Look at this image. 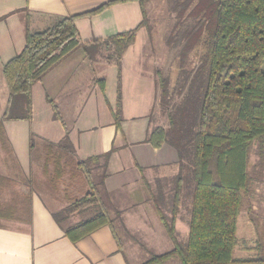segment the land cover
I'll use <instances>...</instances> for the list:
<instances>
[{"label":"trees","instance_id":"obj_1","mask_svg":"<svg viewBox=\"0 0 264 264\" xmlns=\"http://www.w3.org/2000/svg\"><path fill=\"white\" fill-rule=\"evenodd\" d=\"M119 1L124 0H107L81 13L57 16L41 29L31 30L29 15L25 16L24 46L2 65L8 98L0 116V149L8 157L16 160L3 121L30 120L32 85L78 48L90 64L101 56L116 65V100L110 111L116 129H120L121 58L135 41L139 27L149 28L145 8L149 0H136L141 10V20L136 26L103 38L81 41L75 24L77 17L93 15ZM167 3L175 21L166 44L178 48L176 93L181 97L174 103L168 76L158 72L159 104L167 115L168 125L152 127L145 141L154 147L166 143L177 155L178 170L170 189L169 214L163 210L162 186L153 192L144 176L142 179L173 245L138 264H162L172 258L177 260L176 264H264L259 241L254 246L242 245L243 250L253 254L234 253L238 244L237 216L243 199L252 192L248 161L254 145L260 159H264V0H167ZM197 46L201 47L198 62L190 65L189 54ZM96 82L103 90L104 78H97ZM48 101L55 118H60L55 104ZM33 143L34 135L30 134V149ZM43 147V170L50 176L53 187L65 171L75 177L82 175L89 186L83 195L52 212L64 234L76 242L104 225L114 231L104 186L110 152L77 160L67 132L58 143ZM94 168L101 169L100 176ZM9 181V177L0 174V187L7 188ZM183 195L190 199L188 231L186 240L179 241L175 222ZM9 197L0 202V210H4L0 215H8L12 208L19 207V196L10 193ZM89 208L94 209L90 215L66 223L73 213ZM116 214L119 216L120 211ZM249 216L253 218L251 213Z\"/></svg>","mask_w":264,"mask_h":264},{"label":"crops","instance_id":"obj_2","mask_svg":"<svg viewBox=\"0 0 264 264\" xmlns=\"http://www.w3.org/2000/svg\"><path fill=\"white\" fill-rule=\"evenodd\" d=\"M105 1L107 0H0V116L8 98V87L2 73V65L24 46L25 16L29 15L31 30L41 29L49 25L57 16L81 13ZM140 20L139 3L136 0H124L113 3L93 15L79 16L75 19V24L80 40L85 41L133 28ZM142 28L144 27H139L135 41L127 47L121 58L122 121L119 130L116 129L110 111V106L115 105L116 93L111 95L107 93L106 76L101 74V71H97L99 66L106 65L109 68L114 64L102 60L100 56L94 63L86 64V59L80 56L79 60L74 61L75 63L65 65L72 53L32 85L30 120L3 121L17 166L13 162L10 164L13 168V173L10 175L0 173L10 178L7 188L0 187V202L9 200L10 193H14L19 196V207L16 209L18 211L12 208L10 214L0 215V264H133L124 250L123 242L115 227L113 231L108 225L101 226L89 235L72 242L52 215L53 211L62 207L53 209L37 187L45 186V191H51L49 188L53 185L49 182L50 176L43 170L44 158L41 157L44 154L43 146L47 143H58L66 132L73 145L74 158L77 160L110 152L104 186L111 194L124 187H127L128 193L137 194L140 187L142 194L145 190L147 193L140 198L141 203L149 200L151 194L142 176L150 184L149 178L159 180L164 175V169L178 170L177 155L171 146L163 143L159 147H154L145 141L147 133L152 128L149 117L145 114L126 112L125 109L126 86L123 68L133 49L139 51L140 47H137ZM140 68L137 59L136 81L139 78ZM87 73L90 74L88 77H86ZM100 77L105 80L103 90L96 82ZM152 83L154 85V80ZM137 90L135 106L138 105L141 97V89ZM48 99L55 104L60 118H55L53 115V108ZM30 134L40 141L38 152L33 158L29 148ZM32 159L41 160V172L44 177L42 180L39 178H37L39 181L35 180ZM18 171L22 175L28 173L26 175L28 177L19 176ZM94 171L99 176L102 173L98 168H94ZM66 180L69 183L77 182L76 186L80 191L82 187L87 186L82 175L75 177L65 171L56 181L55 187ZM4 189L8 192L5 198L2 194L5 192ZM75 196L77 195H72L73 198ZM119 197L123 196L119 195ZM1 212L4 210L1 209L0 214ZM247 213L248 216L253 213L252 206L247 207ZM250 221L253 224L257 219L253 217ZM261 226L259 234H262L263 238L258 237L255 240L259 241L263 248L264 224ZM254 228L259 231L258 226ZM250 235H255V232L248 236ZM255 244L245 243L243 246ZM242 251L253 254L252 251ZM261 252L263 255V249Z\"/></svg>","mask_w":264,"mask_h":264},{"label":"rangeland","instance_id":"obj_3","mask_svg":"<svg viewBox=\"0 0 264 264\" xmlns=\"http://www.w3.org/2000/svg\"><path fill=\"white\" fill-rule=\"evenodd\" d=\"M145 8L147 24L149 28L143 26L144 28H142V31L139 34V45L137 47H140L139 51H134L133 49L130 55H128L127 60L124 64L125 66L123 68L126 86L125 109L126 112L147 115L150 119L151 127H154L156 125L166 127L168 125L167 115L165 112H163L159 104V74L168 76L170 82V90H173L174 92V103L177 102V100L181 97L176 93V89L178 88L177 85L179 81L180 69L178 48L177 46H175L174 48H170L166 44V39L171 32V28L175 20L173 15L169 12L167 0H149L146 3ZM200 52V46L195 47L191 51L188 58L190 65H194L198 62ZM80 56L84 57V53L81 48H78L71 54L69 61H67L65 65L75 63L74 61L79 60ZM100 58L105 61L103 57L100 56ZM137 59H139L141 67L138 81H136L137 75L135 71V63ZM85 62L86 64H88L87 59ZM97 71H101V74L106 76L107 93L110 95L116 93L117 67L111 65L109 68H107V66L104 65L102 67L99 66ZM89 75L90 74L87 73L86 77H88ZM153 80L154 85L152 83ZM138 88L141 89V97H139L140 100L138 102V105L135 106L134 102H136L135 97ZM39 146V138L34 137L33 147L30 149L31 158L36 156ZM32 161L34 164V169L32 170V172H34V177L36 178L35 180H42V178L44 177L41 172V160L32 159ZM12 162L16 163V161L12 160L4 153V151L0 149V173L6 175H10V173H13V168H11L10 166ZM248 170L250 176L253 179L251 183L252 192L249 197H245L243 199L242 208L237 216L236 235L238 244L234 248V253L239 256H244L243 254H249L242 251L243 244L246 243L247 245H253L255 244V241L258 237L263 238L262 234H259V232L262 229L261 225L264 224V179L261 180L262 178H264V159H260L256 149V145L252 147L249 155ZM163 171L164 175H162L159 180L150 177L149 181L151 187L153 188V192H156L158 185L162 186V189L164 190L163 210L166 214H169L171 201L170 189L173 184V177L175 176L177 171L173 168H166ZM18 172L19 176L23 178L28 177L26 176L28 175V173H24L23 176L20 171ZM76 185H78L77 182L72 181L69 183L68 180H66L59 184L57 188L50 186V192L45 191V186L37 188L42 191L43 197H45L51 207L53 209H58L68 204L69 200L73 198L72 195H77L75 197H79L89 189V186L87 185L86 187H82L80 191L78 189V186ZM133 188L134 187H132V190ZM105 190L107 191L106 187ZM3 191H5L2 193L5 198L6 196H8V192L5 189ZM137 191V194H131L128 193L127 187H124L112 192V194L107 191L108 196L105 198L109 213L114 218L115 230L121 238L124 245V250L133 264H138L142 261H145L152 254H159L166 250H169L173 245L172 240L168 237L165 229L156 217L152 200L148 198L149 200L142 201L140 203V198L147 195L146 190V194L141 193L140 187ZM119 195L126 198V200H124L123 197H119ZM131 195L132 198L130 199ZM189 206V197L183 195L181 198L178 216L175 222L176 237L179 241H184L187 237ZM249 206H252V215L258 221H255V223L253 224L252 221H250L249 216L247 215V207ZM117 210L120 211L119 216L116 214ZM93 211V208H89L88 210L73 213L69 217L68 222H73L84 218L90 215ZM256 226H258L259 228L258 232L256 228H254ZM241 228L243 234L241 233ZM252 232H255V235L248 236ZM262 249L264 255V246ZM176 263L177 260L172 258L163 262L162 264Z\"/></svg>","mask_w":264,"mask_h":264}]
</instances>
